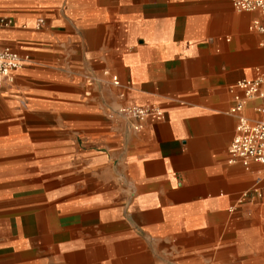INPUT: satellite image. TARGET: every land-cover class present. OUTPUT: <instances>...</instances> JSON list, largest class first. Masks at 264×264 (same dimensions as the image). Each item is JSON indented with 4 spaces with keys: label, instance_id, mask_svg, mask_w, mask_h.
Listing matches in <instances>:
<instances>
[{
    "label": "crops",
    "instance_id": "crops-1",
    "mask_svg": "<svg viewBox=\"0 0 264 264\" xmlns=\"http://www.w3.org/2000/svg\"><path fill=\"white\" fill-rule=\"evenodd\" d=\"M0 16V44L24 58L0 86V264H264V166L228 152L235 83L264 74L258 12L0 0ZM128 104L164 118L136 129L115 113Z\"/></svg>",
    "mask_w": 264,
    "mask_h": 264
},
{
    "label": "built area",
    "instance_id": "built-area-1",
    "mask_svg": "<svg viewBox=\"0 0 264 264\" xmlns=\"http://www.w3.org/2000/svg\"><path fill=\"white\" fill-rule=\"evenodd\" d=\"M233 7L239 11L258 12L259 16L252 21L251 28L264 34V0H229ZM44 23L43 18H38L35 27L39 29ZM13 21L10 17L0 16V28L10 27ZM23 56L9 46L0 44V86L5 83H12L14 80L13 72L19 69L23 64ZM103 75H108L104 70ZM111 82L118 85V77L110 76ZM264 83V74L255 78L240 79L235 83V87L241 90V93H234V105L230 109L231 113L237 115L235 133L228 148L229 160L240 161L245 167L251 161L264 166V118L257 121H250L242 110L248 98L257 96L264 100V89L261 88ZM259 111L264 109L259 108ZM116 114L134 119L137 123L134 128H140V122L147 116H154L156 119H163L164 112L154 105H121L115 110Z\"/></svg>",
    "mask_w": 264,
    "mask_h": 264
},
{
    "label": "rangeland",
    "instance_id": "rangeland-1",
    "mask_svg": "<svg viewBox=\"0 0 264 264\" xmlns=\"http://www.w3.org/2000/svg\"><path fill=\"white\" fill-rule=\"evenodd\" d=\"M23 221V219L21 218V217H17V218H15V233H17V229H19V228H21V226H22V224H21V222ZM47 223V221L45 220V219H39L38 221H37V226L39 227V231H41V233H39L40 235L39 236H37L36 238L37 239H41V241H43V239H44V236H43V231H44V228H45V224ZM18 236V235H17ZM20 239L21 238H23V235H22V232H20Z\"/></svg>",
    "mask_w": 264,
    "mask_h": 264
}]
</instances>
